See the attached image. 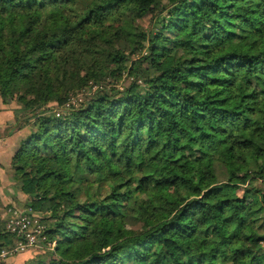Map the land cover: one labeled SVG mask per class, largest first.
Segmentation results:
<instances>
[{"label": "trees", "instance_id": "1", "mask_svg": "<svg viewBox=\"0 0 264 264\" xmlns=\"http://www.w3.org/2000/svg\"><path fill=\"white\" fill-rule=\"evenodd\" d=\"M0 99L22 264H264V0H0Z\"/></svg>", "mask_w": 264, "mask_h": 264}, {"label": "rangeland", "instance_id": "2", "mask_svg": "<svg viewBox=\"0 0 264 264\" xmlns=\"http://www.w3.org/2000/svg\"><path fill=\"white\" fill-rule=\"evenodd\" d=\"M148 20L149 15L140 18L143 25H146ZM136 58L137 55H133L132 59ZM130 79V76H123L115 82L117 85H120L128 83ZM84 94V91L75 92V94L72 95L71 100L67 101L64 106H67L71 102L76 104L83 98ZM51 105H55L54 109L57 108L59 111L62 110L60 108L63 105L60 108L56 106L55 102ZM18 106L19 104L15 100L4 102L0 99V207H4L7 203L12 202L13 205L19 208H24L22 199L26 194L15 187V182L11 178L12 171L10 166V158L13 153L14 145L19 136L28 129L27 125L24 124L25 113L16 111ZM216 171L220 180L226 178V174L220 166L216 168ZM237 193H241L240 189ZM54 244L55 240L52 241V246L47 248H52ZM34 255L35 252H33V250L9 254L3 259H0V264H22L26 259Z\"/></svg>", "mask_w": 264, "mask_h": 264}, {"label": "built area", "instance_id": "3", "mask_svg": "<svg viewBox=\"0 0 264 264\" xmlns=\"http://www.w3.org/2000/svg\"><path fill=\"white\" fill-rule=\"evenodd\" d=\"M0 226L14 236L11 243L0 245V258L21 252L27 248L51 247L47 238L46 223L38 215L13 204L0 207Z\"/></svg>", "mask_w": 264, "mask_h": 264}]
</instances>
